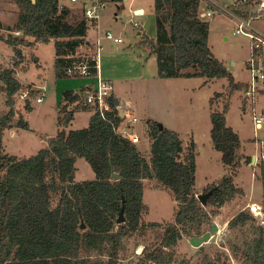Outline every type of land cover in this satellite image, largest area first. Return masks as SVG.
<instances>
[{"label":"trees","instance_id":"obj_1","mask_svg":"<svg viewBox=\"0 0 264 264\" xmlns=\"http://www.w3.org/2000/svg\"><path fill=\"white\" fill-rule=\"evenodd\" d=\"M14 2L19 8L17 21L6 36L0 33V40L16 57L13 66H0V91L7 106L0 113V264H119L123 237L147 227H161V239L157 246L143 249L133 264H170L171 248L178 239L183 234L200 233L208 222L205 206H221L241 192L233 178L241 161L250 157L239 152V135L226 124L229 102L222 110L210 111L212 145L220 151L221 162L228 169L216 182L205 186V191L218 186L205 206L196 197L194 186V141L184 148L176 131L166 127L160 130L157 121L148 120V128L141 132L151 140L146 155L140 145L118 132L124 118L116 106L125 103L114 97L105 118L93 112L87 126L66 131L75 111L91 107L83 101L81 92L65 90L56 134L47 145L29 156L8 154L3 146L4 130L28 128L27 120L14 106L15 95L25 88L31 97L35 93L16 77L23 47L52 39L54 74L63 77L65 68L78 60L76 48L86 43L88 30L79 10L75 9L73 15L69 6L59 7V0ZM153 9L155 36L149 37L139 28L138 44L149 46L159 77H225L228 91L223 94L227 99L241 87L208 46L209 21L199 14V0H153ZM12 31H21L23 36L12 35ZM91 70L96 72V68ZM221 95L215 91L213 97ZM24 101L29 110V100ZM180 153L182 159L177 158ZM77 157L90 164L93 179H75ZM112 173L118 178H112ZM144 179L168 188L176 202L172 221L144 220ZM260 179L264 184V160ZM122 204L125 220L117 223ZM253 219L247 210H240L228 226L238 227ZM81 222L84 228H80ZM240 251L242 264H264V228L254 226L253 236L243 240Z\"/></svg>","mask_w":264,"mask_h":264},{"label":"rangeland","instance_id":"obj_2","mask_svg":"<svg viewBox=\"0 0 264 264\" xmlns=\"http://www.w3.org/2000/svg\"><path fill=\"white\" fill-rule=\"evenodd\" d=\"M69 3V0H59ZM199 0V14L207 10L210 16H201L209 21L208 46L212 53L231 72L235 81L241 82L227 99V79L225 77L212 78L203 82L201 76L192 77H159L157 75L156 59L150 52L148 45L139 46L140 30L133 26L131 20L138 19L141 30L149 37L155 36V14L153 0H127L119 7L111 2L100 11L99 34L110 30L114 36H120L123 41L115 43L112 39L102 37L101 48L98 52V74L109 79L113 88L120 93L122 99L129 106L130 115L137 121L132 130L139 134L143 152L148 155L149 137L141 135L148 128V120H155L163 127L171 128L179 134L182 145L186 148L195 141V191H205L208 183L216 182L228 169L221 162V153L211 144L210 111L222 110L228 101L225 113L226 124L239 135V152L249 156L242 160L233 178L234 184L241 189L221 206L206 205L209 220L201 227L200 233L194 235L183 234L171 248L173 261L170 264H242L243 257L240 248L244 239L253 236L254 226L264 228V184L260 179L263 160L260 153L264 150V124L255 128L252 113L264 110V79L254 81L256 92L246 97L245 91L251 80L247 61L250 58V42L248 38L234 33L236 21L242 19L264 35V2L249 0ZM142 7L144 14L140 17L132 16L131 9ZM75 14L74 7H70ZM116 13V15L114 14ZM19 8L14 0H0V21L3 36L17 21ZM96 28H89L86 40L95 38ZM12 35L21 37V31H12ZM93 45L81 44L76 48L75 56L92 54ZM55 46L53 40L35 42L33 46L23 47V58L16 69L20 71L24 65L27 70L20 71L18 78L22 83H44L45 95L37 102L35 97L40 91H35L30 98L31 108L25 110V101L15 95V108L26 111L24 117L28 128H6L3 134V146L6 153L18 156H29L44 147L49 138L57 130V100L64 84L73 85L78 90L83 82L95 79L92 77H74L65 75L56 77L53 69ZM39 58V64L36 65ZM264 70V46L258 54ZM16 60L14 51L0 40V66L11 67ZM25 68V67H24ZM17 73V72H16ZM203 83V84H202ZM40 88V87H39ZM37 89V88H36ZM35 90V89H34ZM215 91L222 92L219 97H213ZM212 97V104L209 99ZM7 110L4 95L0 91V113ZM90 111L81 109L74 113V118L67 126L69 129L82 128L87 125ZM144 134V132H143ZM143 136V137H142ZM252 155L255 156L251 160ZM183 153L177 157L182 159ZM76 180L93 179L94 171L83 158L75 161ZM143 202L146 211L143 218L146 221L165 223L173 220L176 202L168 188L158 184L153 179H144ZM240 210H247L253 221L238 227H229L228 221ZM212 223L216 229L210 232V238L201 247L193 246L189 242L191 236H201L210 230ZM161 227H147L143 231L134 232L123 237L119 251V264H133L143 249L157 246L162 236ZM240 246V247H239Z\"/></svg>","mask_w":264,"mask_h":264},{"label":"built area","instance_id":"obj_3","mask_svg":"<svg viewBox=\"0 0 264 264\" xmlns=\"http://www.w3.org/2000/svg\"><path fill=\"white\" fill-rule=\"evenodd\" d=\"M127 0H69V3L59 2V7L69 6L74 7V9L79 10L81 18L84 20L86 25L89 28L97 30L95 38H91V42L86 40V44L94 46V52L92 54L80 55L78 60L65 68V74L74 76V77H92L94 76V82L85 85L81 90V95L83 101L90 106L92 112H98L101 117L105 118L107 113L111 110V98L114 97L113 86L110 80L102 78L99 76L98 68V52L101 48L100 39L102 37L106 39H112L115 43L122 42L123 39L120 36H114L110 30H105L101 35L99 34V20H100V11L106 7L111 2L120 3L115 4L119 7L123 5V2ZM207 4L213 6L212 2L206 0ZM132 16L140 17L144 14L142 8H132ZM116 15V13L114 12ZM211 11L207 10L201 13V16H210ZM132 24L136 28H141V24L138 19L133 18L131 20ZM87 30V31H88ZM234 33H239L245 35L250 42V58L247 61V67L250 70L251 80L248 88L245 91V96H253V93L256 92V86L254 81L257 79H264V70L261 61L258 59V54L260 53L261 48L264 46V35L252 28L248 21L239 19L236 21V26L234 28ZM91 61L93 63H91ZM96 68V72H93L91 69ZM40 95L35 97L37 102L41 101L42 97L45 95V88H39ZM18 97L20 99L26 100L30 99L29 89L25 88L18 92ZM115 98V97H114ZM118 112L123 116V124L118 127V132L124 134L126 138L132 144H138L140 142V136L135 131H130L129 128L137 121L135 116L126 118L127 115H130L131 111L129 106L125 103L124 105L118 104L116 106ZM252 121L255 128H259L264 124V110L260 112L252 113ZM261 145L264 146V143L261 142ZM264 149V148H263ZM260 157L264 160V150L260 153Z\"/></svg>","mask_w":264,"mask_h":264},{"label":"water","instance_id":"obj_4","mask_svg":"<svg viewBox=\"0 0 264 264\" xmlns=\"http://www.w3.org/2000/svg\"><path fill=\"white\" fill-rule=\"evenodd\" d=\"M264 2V0H263ZM158 128L161 130L163 128V124L157 122ZM179 156V154H177V157ZM255 158L254 155H252L251 160L253 161ZM118 174L117 173H112L111 177L116 179L118 178ZM218 188L217 185L212 186L211 188H209L206 191L200 192L196 195V197L198 198L199 202L201 205L205 206L207 204V199L208 197L212 194V192L214 190H216ZM125 217H124V208H123V204L118 212V216L116 218V222L117 223H121L124 222ZM80 228H84V224L81 222L80 224ZM216 229L215 223H212L210 226V230L205 231L201 236H191L189 238V242L191 243V245L193 246H197V247H201L202 243L205 242L207 239L210 238V232L214 231Z\"/></svg>","mask_w":264,"mask_h":264},{"label":"crops","instance_id":"obj_5","mask_svg":"<svg viewBox=\"0 0 264 264\" xmlns=\"http://www.w3.org/2000/svg\"><path fill=\"white\" fill-rule=\"evenodd\" d=\"M136 8H142V7H136ZM142 26V25H141ZM91 40L92 39H88L87 38V41H89V42H91ZM22 64V63H21ZM23 65V64H22ZM36 65L38 66V65H40L39 64V58H38V61H37V63H36ZM27 68H28V65L26 64L25 65V68H23V69H21L20 71H25V70H27ZM20 71H18V69H16V77L18 76V74L20 73ZM202 79H203V82L205 83V82H207V81H209V80H211L212 78H210V79H207V78H205V77H201ZM17 79L20 81V79L17 77ZM109 80V79H108ZM21 82V81H20ZM92 82H94V79L93 80H88V81H85V82H83V84H81L80 85V87H79V89L78 90H76V89H74V87H73V85H65L64 84V87H62V89H61V91H60V94H59V98H58V100H57V114H58V110H59V108L63 105V103H64V101H63V92L65 91V90H71L72 92H77V93H79V92H81V90H82V88L85 86V85H87V84H90V83H92ZM22 83V82H21ZM23 85H30L33 89H35V91L37 92V91H39L40 89H39V87L41 88V87H44V83H42V84H38V85H35L34 83H22ZM203 84V83H202ZM37 88V89H36ZM113 94H114V97L117 99V100H119V102H124L125 103V101H124V99H122V97H121V95H120V93L119 92H117L114 88H113ZM29 104H30V108H31V103H30V99H29ZM17 109H19V108H17ZM25 109V108H24ZM26 110V109H25ZM30 110V109H29ZM89 111H90V116H91V114L93 113L92 112V110L91 109H88ZM20 111V110H19ZM27 111V110H26ZM26 111H20L22 114H23V116H24V113L26 112ZM78 111V110H77ZM76 112V111H75ZM74 112V113H75ZM90 116H89V118H88V121H89V119H90ZM25 118V117H24ZM73 118H74V114H73ZM56 120H57V118H56ZM88 121H87V124H88ZM71 122V121H70ZM70 124V123H69ZM68 124V125H69ZM67 125V126H68ZM66 126V131H68V130H70L68 127ZM87 126V125H86ZM85 127V126H84ZM11 128H18V127H11ZM77 129V128H76ZM169 129H171V128H169ZM56 134V133H55ZM182 140V139H181ZM194 141V140H193ZM194 143H195V141H194ZM212 144V143H211ZM46 145H47V143H46ZM45 145V146H46ZM44 146V147H45ZM196 146V145H195ZM18 156V155H17Z\"/></svg>","mask_w":264,"mask_h":264}]
</instances>
